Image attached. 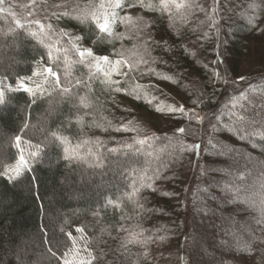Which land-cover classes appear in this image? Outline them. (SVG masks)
Returning <instances> with one entry per match:
<instances>
[{"label": "trees", "instance_id": "trees-1", "mask_svg": "<svg viewBox=\"0 0 264 264\" xmlns=\"http://www.w3.org/2000/svg\"><path fill=\"white\" fill-rule=\"evenodd\" d=\"M26 1L34 4L18 17L0 11V80L15 88L18 78H37L30 86L42 84L44 95L6 92V102L0 104V264H60L72 246L67 233L80 237L78 227L84 229L80 243L89 241L98 257L94 264H159L154 258L148 260L154 256L158 236L174 248L180 245L177 264H192L190 252L195 256V249L208 243L215 251L221 246L225 253L237 251L250 263L264 264V223H256L264 195V140L255 135L264 132V100L251 98L260 94L264 99V0H212L222 13L221 17L215 11L218 33L203 0H196L198 7L184 14L187 23L176 19L171 24L167 13L131 8L141 10L144 19L152 22L144 35L146 40L151 37L154 71H146L142 78L132 70L109 85L102 75L89 79L88 68L78 63L66 79L61 60L52 66L61 85L71 88L67 96L51 77L44 84L43 77L33 76L50 65L45 45L28 34L37 31L28 21L51 23L56 33L52 42L59 38L64 47L69 45L66 37H59L60 28L83 36L81 43L97 55H115L118 39L101 42L94 25L52 15L71 11L74 3L83 8L88 0H67V9L53 7L66 0ZM6 4L0 8L6 9ZM16 19L25 27L17 28ZM213 56L219 76L211 66ZM73 59L78 58L73 55ZM250 63L257 72L249 73L257 75L239 87L236 79ZM76 80L82 83L76 85ZM237 92H246L249 98L243 109L232 108L231 97ZM81 97L87 98V107L80 103ZM129 101L150 124L151 118L165 120L156 122L164 129L137 133L141 129L126 106ZM181 105L184 113L169 110ZM233 112L254 123H236ZM171 125L186 126L185 132L169 130ZM206 128L210 132L205 133ZM53 133L68 138L72 146L89 141L81 151L91 148L93 155L87 161L66 158L65 144ZM16 136L21 137L19 149ZM144 136L151 139L136 143ZM127 144L133 147L126 148ZM192 144H199V150H188ZM221 145L227 146L225 154H220ZM21 154L28 168L10 180L3 173ZM187 181L189 196L184 202ZM134 187L138 191L133 200L122 196ZM118 198L121 207L106 205ZM246 200L255 201L257 207ZM137 201L143 209L136 208ZM137 224L151 239L144 246L119 249L126 233L117 229ZM174 255L173 250L160 264H174Z\"/></svg>", "mask_w": 264, "mask_h": 264}, {"label": "snow or ice", "instance_id": "snow-or-ice-1", "mask_svg": "<svg viewBox=\"0 0 264 264\" xmlns=\"http://www.w3.org/2000/svg\"><path fill=\"white\" fill-rule=\"evenodd\" d=\"M4 3V0H0V5ZM140 7L142 9H147L153 12H159L161 15L167 13L169 17V21L171 24H174L176 19H182L184 23H187V20L184 19V14L191 13L193 8L198 7L196 4V0H99V3H95L94 0H88V3L84 5L83 8L80 7L79 3H74L71 11H63L56 12L53 11L52 15L56 16L57 19L61 17H69L70 19H74L81 24H90L94 25L95 32L97 33V40L103 42L107 40V42L111 43L115 39H126L132 38V33H135L136 38H140L142 35L146 34L147 29L149 28L151 21H147L143 16H133L129 13H125L124 15H120V12L125 8H135ZM53 7L59 8L63 7L67 9L68 3L67 0L62 5H54ZM203 11V8H200ZM0 11H8L12 13V9L9 7L7 9L0 8ZM217 11L216 8H213V12ZM75 13V14H73ZM15 16V13H12ZM29 16H33L34 12H29ZM15 24L17 28H24L25 25L21 23L19 19L15 20ZM29 25H35L37 27V31L29 32L28 34L32 37H38L39 42L44 44L47 48V57L50 66L44 67L40 72H34L33 76H41L43 77L42 83L46 84L51 77L56 87L59 89L62 95H70L71 88L63 87L61 85L60 76L57 71L53 70L52 65H57L63 61V70L65 77H69L71 75V69L74 64H83L89 70V79H92L94 76L102 75L104 82L107 84L113 83V76L119 75L126 77L128 72L132 71L134 68H137L140 64H147L148 61L144 59L143 54L139 53L136 50V45H133L132 49H125L123 44L121 45V49L119 51H115V55L117 59L112 60L108 55H97L92 47H85L81 41L85 39L83 36L72 35L65 29L59 30V37H67V42L69 47H64L62 45L61 39H55L53 41L54 35H56L55 30L53 29V25L51 23L44 24L39 19H32L28 21ZM117 24L123 25L125 27L124 32L117 33L115 28ZM218 30V29H217ZM207 36V33H205ZM45 40L49 41V43L45 44ZM151 40V37H148V40L143 42L144 52H149L148 42ZM95 43V41H94ZM126 52L128 55H126ZM73 55L78 59H73ZM39 64V62H37ZM127 69V71H124ZM219 76L218 73H216ZM238 79H244L240 77ZM31 77L28 78H18L16 81V87L12 88L10 86H4L3 81L0 80V104L6 102L5 93L6 92H19L23 91L31 95L32 97H36L37 93L41 96L44 95V91L42 88V84H36L35 88L30 86ZM82 81L76 80V85H80ZM251 87V86H250ZM115 91H121L120 88H116ZM137 98H139L137 96ZM249 100L246 92H240L238 96L231 97L232 108L236 109L237 107L243 109L244 102ZM35 102V101H33ZM80 103L87 107V98L81 97ZM151 103V101H149ZM159 111L160 109L157 108ZM170 111H179L181 113L185 112V109L181 105L179 108H174L172 106L169 107ZM231 115L236 117V123H254L253 120H248L245 116L241 115L238 112H233ZM78 120L81 118H77ZM196 119L202 122L203 117L197 115ZM217 120L220 119L219 116L216 117ZM131 123V122H129ZM123 127V126H121ZM216 126L213 125V130H215ZM119 130V129H118ZM178 133L183 134L185 129L183 127L178 128L176 130ZM53 135L60 140L63 144H65V156L68 159H80L87 161L88 157L93 155V151L91 148H88L87 152H82L81 150L90 142L85 140L78 143L75 146H72L68 138L57 136L56 133ZM255 135H259L262 140H264V132H257ZM151 137L144 136L143 139L137 140L136 143L144 144ZM21 143V137H15V146L19 149ZM211 143V141H209ZM126 148L131 149L133 145L127 144ZM226 145H221L220 154H225ZM185 146L183 142H181V152L184 151ZM188 150H199V144L187 145ZM110 151H116V149H111ZM37 153H31V156L35 157ZM99 158L97 157V161ZM28 168V161L25 159L24 155L21 154L18 157L17 162L14 166H11L5 170V173L8 174L9 179H15L21 176L25 169ZM137 189L133 188V192L126 194L129 200H133L135 195L137 194ZM231 189L226 188V192H230ZM238 195V193H237ZM252 207H257L255 201H247ZM136 203L137 209H143V205L138 201ZM106 205H111L114 208L121 207L120 198L116 201L111 199L106 201ZM258 210L260 212V219L256 220L257 225L264 223V195H262L260 203L258 205ZM93 215H99V213H93ZM122 219H128L127 217H122ZM138 229V230H137ZM75 231L80 233V237H74L71 232L67 233L68 239L71 241V247L65 251L63 257L60 258V264H94V261L98 259V257L93 253V250L88 247L89 241L84 242L83 248L78 246V240H83V228H76ZM117 231H123L126 233L125 236L121 237V243L119 245V249H124L125 251L128 249L129 245H141L144 246L147 244L150 237H144V229L139 225H134L131 228H125L123 225ZM160 239H163L161 237ZM53 257L56 256L55 252H52L51 248L48 249ZM147 255V252L144 253Z\"/></svg>", "mask_w": 264, "mask_h": 264}, {"label": "rangeland", "instance_id": "rangeland-1", "mask_svg": "<svg viewBox=\"0 0 264 264\" xmlns=\"http://www.w3.org/2000/svg\"><path fill=\"white\" fill-rule=\"evenodd\" d=\"M200 2H202V3L206 2L207 3V6H208V7H206L207 11H208L207 14H208V16L211 17V23L213 24V27L216 30V33H218L220 30V26L214 23L215 22V17H214L215 12H213V8H215V7H213L212 0H206V1L203 0ZM6 3H8V4H6ZM6 3H3L4 5L5 4L7 5L6 9L10 7L12 9V13H15V17H18L19 15L23 14L26 11H30L29 7L32 8V6L34 4L32 1H26V0H7ZM126 12L133 15V16L139 15V16L144 17V14H141V10L129 9V8L128 9L124 8L120 12V15H124ZM217 12L222 17L221 10L218 9ZM60 29H65V28L62 27ZM66 31H68V30H66ZM115 31L117 33L124 32L125 27L123 25L117 24ZM69 33L74 35L72 32H69ZM145 40H146L145 35H142L140 38H136L135 33H132V38H130V39L129 38H126L123 40L118 39V45H117V51H119L121 49L122 44H123L125 49H132L133 45H136V50L139 53L143 54L144 59H146L148 61V63L146 65L140 64L137 68L133 69V71L135 70L136 76L142 77V78H145L146 74L148 73L146 71H154V65L152 62V61H154V58H153L154 55H153L149 45H148L149 52H144L143 42ZM126 55H128L127 52H126ZM109 57L112 60L117 59L116 55L109 56ZM216 62H217V59L215 58V56H213L212 61H211V64H212L211 66L215 70V72L218 73V68H217ZM254 65L252 63L246 64V67L244 69L246 71L242 76H240V77H243L244 79H242V80L238 79V78L236 79V81L239 83V87H243V85L246 84L245 79H249V78L257 75V74L249 73V71L250 72H255V71L257 72L256 67ZM124 71H127V69H124ZM259 75H263V74H259ZM121 77L122 76H119V75L113 76V78H121ZM36 79H31V82H35ZM141 84H143V83H141ZM237 93H239V92H237ZM233 96L234 95H232V97ZM262 96L263 95L259 94V95L252 96L251 98L255 99V100H260V99L264 100V99H262L263 98ZM259 97H262V98H259ZM252 99H250V100L252 101ZM249 104H251V103H249ZM126 106H128L131 109L130 112L132 113V116H133L132 118L136 121L135 124L138 126V128L141 129V130H138L137 133H146V132H155V131L160 132V130L164 129V128L160 129L161 127H159L158 125L163 124V122L165 120L162 121L160 118H158V119L151 118V121L153 124H150L148 118H146L145 116L144 117L141 116L143 114L142 112L136 111L135 109L131 108V107H134V102L129 101L126 103ZM154 119H155V121H154ZM156 122L158 125L156 124ZM128 126H131V125H128ZM184 128H186V126ZM189 128H191V127H188L187 129H189ZM173 129H176V128H174L171 125L169 130H173ZM199 129H197L198 130L197 135L200 132ZM135 130H136V128H135ZM204 130H205V133L210 132L209 128H206ZM188 186H189V181H187L186 186L183 190V196L181 197V198H183L184 202H186V200L189 196ZM126 194H128V193H124V194H122V196L125 197ZM190 195H191V193H190ZM160 238H161V236H158L156 238L158 241L156 242V244L154 245V248L152 250V253L154 254V256L148 258L149 262L151 261V258H154L156 261H159V264H160V261L162 259H165V260L168 259L170 253L174 250V253L176 255H174V258L171 257V259L173 258L174 264H177L178 257L179 256L181 257L180 245L178 246V248L177 247L174 248L175 246H173V243H171V245H170V241H168V240L164 241ZM78 243H80V241ZM78 246L80 248H83L84 243H80V244H78ZM224 247H225V245H224ZM220 248H222V247L220 246ZM219 249H218V251H215L216 249L213 248V246H210L209 243H208V245H203L202 248L195 249V251H196L195 256H192L193 254H192V252H190V261L192 262V264H253V262L250 263L248 260L244 259L243 256H241L240 254L237 253V251L225 253V251H221ZM183 261L181 260V263Z\"/></svg>", "mask_w": 264, "mask_h": 264}]
</instances>
